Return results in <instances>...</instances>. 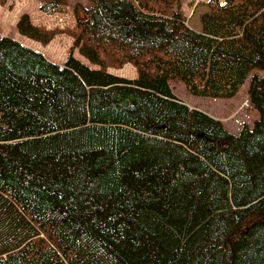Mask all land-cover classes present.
Here are the masks:
<instances>
[{
	"label": "trees",
	"instance_id": "obj_1",
	"mask_svg": "<svg viewBox=\"0 0 264 264\" xmlns=\"http://www.w3.org/2000/svg\"><path fill=\"white\" fill-rule=\"evenodd\" d=\"M86 1L71 49L96 68L0 35V264H264V0H208L199 30L182 0ZM171 80L217 99L248 81L259 117L233 134Z\"/></svg>",
	"mask_w": 264,
	"mask_h": 264
},
{
	"label": "rangeland",
	"instance_id": "obj_2",
	"mask_svg": "<svg viewBox=\"0 0 264 264\" xmlns=\"http://www.w3.org/2000/svg\"><path fill=\"white\" fill-rule=\"evenodd\" d=\"M208 0H182L180 10L186 16L189 27L199 30V15L206 10ZM68 9L64 14L46 15L41 11L39 0H0V35L11 37L25 46L41 52L48 60L63 64L69 51L92 68L98 66L88 63L82 58L73 44L72 34L76 28L75 16L84 17L80 6H87L86 0H68ZM78 10V11H76ZM27 13L31 21L45 29H55L56 35L47 44L21 35L16 27L20 15ZM107 71L117 76L134 79L137 69L131 63L113 61L108 64ZM263 73V71H260ZM248 81L240 88L238 93L230 99H217L193 96L186 90L179 80H171L170 88L173 94L190 108L199 109L211 117L220 120L225 129L236 134L240 128L247 124L252 126L259 114L249 104L247 93Z\"/></svg>",
	"mask_w": 264,
	"mask_h": 264
}]
</instances>
